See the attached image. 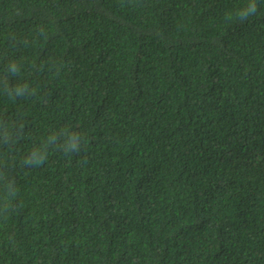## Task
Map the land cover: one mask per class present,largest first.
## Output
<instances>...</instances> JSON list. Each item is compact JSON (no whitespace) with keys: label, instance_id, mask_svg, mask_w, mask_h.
<instances>
[{"label":"trees","instance_id":"trees-1","mask_svg":"<svg viewBox=\"0 0 264 264\" xmlns=\"http://www.w3.org/2000/svg\"><path fill=\"white\" fill-rule=\"evenodd\" d=\"M0 264H264V0H0Z\"/></svg>","mask_w":264,"mask_h":264}]
</instances>
